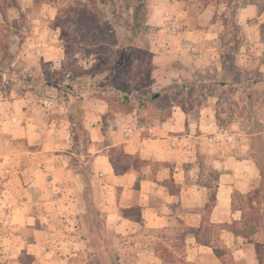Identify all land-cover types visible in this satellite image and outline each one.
<instances>
[{
    "label": "rangeland",
    "instance_id": "rangeland-1",
    "mask_svg": "<svg viewBox=\"0 0 264 264\" xmlns=\"http://www.w3.org/2000/svg\"><path fill=\"white\" fill-rule=\"evenodd\" d=\"M92 96L163 119L177 104L197 119L202 105L210 104L222 154L253 161L250 185L264 188V0H0V115L16 113L17 101L41 122L59 114L67 100ZM9 141L0 149V264H27L31 256L22 251L16 258L9 244L33 238V226L14 229L10 211L35 192L21 167L27 144L21 140L16 163ZM218 146L198 157L202 182L213 183ZM256 199L255 238L263 241L264 191ZM87 205L70 233L63 216L48 223L36 217L37 229L54 227L42 233L52 245L48 264H156V255L183 263L182 228L134 225L109 232L103 203ZM229 219L215 225L228 229ZM217 232L219 227L213 241ZM66 239L87 247L69 256ZM231 257L227 264H239ZM253 257L245 252L243 264H253Z\"/></svg>",
    "mask_w": 264,
    "mask_h": 264
},
{
    "label": "crops",
    "instance_id": "crops-1",
    "mask_svg": "<svg viewBox=\"0 0 264 264\" xmlns=\"http://www.w3.org/2000/svg\"><path fill=\"white\" fill-rule=\"evenodd\" d=\"M66 102L67 106L61 108L59 114L51 112L41 122L32 113H25L17 101L13 104L17 107L16 113L0 115V149L4 139L10 140L13 161L18 163L21 160L19 144L21 140L27 144L26 165L21 167L27 169L29 185L35 192L29 194L25 203H14L11 207L14 229L26 224L33 226L29 228L33 238L19 237L9 244L16 258L26 251L31 256L27 264L50 263L48 248L52 245L43 239L42 233L54 227L42 224L37 229L36 217L48 223V219L63 216L69 223L64 231L70 233L72 220L88 213L87 201L90 206L101 201L109 232L125 233L134 225L175 232L182 228V244L186 249L181 264H227L228 255L233 256L232 262L243 264L245 252L249 251L255 255L252 263H256L252 243L234 235L229 228L215 225L231 216L230 221L239 220L241 211L233 209V197L260 185L251 187L248 179V170L256 168L253 161L228 156L226 152L222 154L218 140L221 131L213 122L210 104L202 105L197 119L191 118L179 105L173 106L171 115L163 119L109 104L99 96ZM214 144L219 146L211 170L215 172L213 183L202 182L198 157ZM117 150L128 154L130 161L137 158L143 163L117 172L110 159L112 155L117 160ZM207 185L216 193L210 210L204 209L209 198ZM85 194L89 195L88 199ZM131 207H139L141 222L122 216L121 210ZM202 222L211 223L213 230L219 227L215 241L212 230L211 242L227 249L223 257H217L211 246L198 243L195 236L188 233L190 227ZM64 246L69 249V256L87 247L74 239H66ZM65 258L68 257L65 255ZM155 258L156 264H173L171 256L168 261L164 255Z\"/></svg>",
    "mask_w": 264,
    "mask_h": 264
},
{
    "label": "trees",
    "instance_id": "trees-1",
    "mask_svg": "<svg viewBox=\"0 0 264 264\" xmlns=\"http://www.w3.org/2000/svg\"><path fill=\"white\" fill-rule=\"evenodd\" d=\"M135 10H138V6L135 8ZM177 105H179L183 110H186L181 104ZM116 158L117 160L112 155L110 156L111 162L115 167V171L117 172H124L129 169L131 165L137 166L143 163L137 158L130 161L131 157L121 150L116 151ZM211 173V175H214L215 172L213 171ZM207 187L209 188V198L205 204L204 209L210 210L215 203L216 193L215 190L211 189L210 185H207ZM261 191H264V188L263 185L260 184L259 187L246 194H240L236 197H233L232 207L233 209L241 211V218L239 220H233L229 227V230L234 235L241 236L246 239L248 243H252L258 263L264 264V240L261 241L255 238V235L258 234L260 229V216L256 208L259 200H257L256 198L259 196ZM121 212L122 216L124 217H128L136 222L142 221L139 207L122 209ZM213 227L214 226L209 222H202L197 227H190L188 233H192L198 243L211 246L214 254L217 257H223L227 253V249L214 245L211 242V232L213 230Z\"/></svg>",
    "mask_w": 264,
    "mask_h": 264
},
{
    "label": "water",
    "instance_id": "water-1",
    "mask_svg": "<svg viewBox=\"0 0 264 264\" xmlns=\"http://www.w3.org/2000/svg\"><path fill=\"white\" fill-rule=\"evenodd\" d=\"M157 96H158V94H154V95H153V98H155V97H157Z\"/></svg>",
    "mask_w": 264,
    "mask_h": 264
},
{
    "label": "built area",
    "instance_id": "built-area-1",
    "mask_svg": "<svg viewBox=\"0 0 264 264\" xmlns=\"http://www.w3.org/2000/svg\"><path fill=\"white\" fill-rule=\"evenodd\" d=\"M46 103H47V104H50V102H49V101H47Z\"/></svg>",
    "mask_w": 264,
    "mask_h": 264
}]
</instances>
